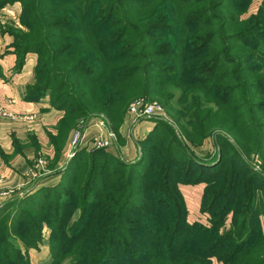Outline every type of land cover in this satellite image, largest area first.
<instances>
[{
    "label": "trees",
    "instance_id": "trees-1",
    "mask_svg": "<svg viewBox=\"0 0 264 264\" xmlns=\"http://www.w3.org/2000/svg\"><path fill=\"white\" fill-rule=\"evenodd\" d=\"M15 1L27 29L14 34L15 67L37 55L26 91L49 90L53 107L63 97L60 134L88 112L86 91L105 85L110 112L156 100L174 127L159 119L134 162L95 151L66 185L1 213L0 264H29L16 241L31 246L44 228L48 264H264V0L255 12L246 0H0V8ZM208 138L219 155L193 160L187 147ZM194 166L212 170L209 227L188 221L178 189L200 181Z\"/></svg>",
    "mask_w": 264,
    "mask_h": 264
},
{
    "label": "rangeland",
    "instance_id": "rangeland-1",
    "mask_svg": "<svg viewBox=\"0 0 264 264\" xmlns=\"http://www.w3.org/2000/svg\"><path fill=\"white\" fill-rule=\"evenodd\" d=\"M250 1V12L256 11V6L259 4L260 0H246ZM244 6L246 4L244 3ZM243 7V4H242ZM21 15V5L19 2L15 1L13 3L5 4L0 8V34H6L11 37V42L9 43V48L15 54L12 44L14 43V34L23 35L27 32V29L20 21ZM35 57L37 55L34 52H29ZM16 61L18 59L15 54ZM33 70L31 81L27 85H32L33 81ZM59 83V81L57 82ZM24 87L23 96L28 100L34 102H46L48 108L52 112L58 115V120L62 117L63 112L58 110L57 107L61 104L62 98H58L55 101V106H52V102L49 90L37 91L33 95L27 94L26 87ZM101 93L91 94L85 91V98L88 100L86 104L87 113L83 117L75 118V125L68 128L64 133L60 134L58 131L57 123L55 125L56 132L54 136L50 137L49 145L41 146L38 143H33L34 151L36 152L30 166L34 172L35 177H24L25 184L20 189L7 188L3 185L4 177L0 173V214L9 213L17 206V202L24 198H28L37 194L40 190L45 188H52L59 184L66 185L68 179L73 177L74 168L82 161V166L80 169L86 167L90 156L93 152L99 151L101 153H107L115 157L118 161L124 163H132L137 160L140 156L141 145L140 141L146 135V133L153 127L155 121L166 120L170 124L172 121L167 117L164 109L160 103L156 100L144 101L142 99H132L128 102L126 110L123 113L119 112L118 105L114 107L113 110H108V86H103ZM34 88V87H32ZM62 91H65L64 89ZM84 101L81 103L84 106ZM132 104H156L160 108L159 113H155L149 117H142L140 115L134 114L130 111ZM58 105V106H57ZM9 112V111H8ZM4 120H11V115L0 116ZM0 118V119H1ZM31 120L30 118L26 121ZM57 120V121H58ZM23 121V119H21ZM35 123V120L32 119ZM146 122V123H145ZM24 122H22L23 124ZM148 125V130L143 129L142 126ZM173 127L174 125L171 124ZM150 127V128H149ZM76 134V141L73 143V137ZM111 134L113 139L110 144H104L99 146V143H105L108 141V136ZM58 140V141H56ZM132 144V154L129 159H127L124 147L126 142ZM211 138L203 141L201 145L198 146H188V154L193 160L204 161L206 163H211L216 156L219 155V151L213 143ZM18 149H23L26 145L23 142H18L13 140L12 142ZM49 147V148H47ZM71 164V166H69ZM73 164V167H72ZM69 166V167H68ZM254 171H259L257 165H250ZM197 172H201L203 175L200 177V181H193L188 184H178V189L184 200L185 208L187 209V219L191 222H198L203 226L209 227L210 222V212L206 210V206H210L215 203L212 200V195L209 193L204 195V189L211 187L213 182H210L213 177L209 175L212 170L208 168H201L194 166ZM81 170L78 172L80 173ZM76 177V175H75ZM214 186V185H213ZM260 195V194H259ZM15 203L13 206H10ZM216 204V203H215ZM4 207V208H2ZM214 208V206H213ZM215 209V208H214ZM230 216V215H229ZM260 230L264 234V216L259 217ZM220 233L221 230H220ZM48 230L46 228L42 231V236L40 241L36 242L31 246L26 248L16 241V245L20 248L21 253L28 259L29 264H48L50 262L49 258V241H48ZM211 264H221L212 258Z\"/></svg>",
    "mask_w": 264,
    "mask_h": 264
},
{
    "label": "crops",
    "instance_id": "crops-1",
    "mask_svg": "<svg viewBox=\"0 0 264 264\" xmlns=\"http://www.w3.org/2000/svg\"><path fill=\"white\" fill-rule=\"evenodd\" d=\"M10 42L11 37L6 32L0 34V108L9 111L12 118L4 120L0 117V173L5 187L20 189L25 184L24 177H35L30 167L36 153L32 141L40 146L49 145L50 136L56 132L58 115L48 108L46 102L24 98V87L31 81L35 57L27 53L21 67L16 69L15 54L8 46ZM28 118L31 120L26 121ZM145 123L140 126L148 130ZM13 140L26 146L18 149ZM131 147L127 141L124 147L127 159L133 156Z\"/></svg>",
    "mask_w": 264,
    "mask_h": 264
},
{
    "label": "built area",
    "instance_id": "built-area-1",
    "mask_svg": "<svg viewBox=\"0 0 264 264\" xmlns=\"http://www.w3.org/2000/svg\"><path fill=\"white\" fill-rule=\"evenodd\" d=\"M130 111L142 117L143 116L149 117L155 113H159L160 108L156 104H145V105L132 104L130 107ZM8 114L10 115V113L6 109L0 108V116L4 117ZM112 139L113 136L109 134L108 141H105V143H99V146H103L104 144H110ZM75 141H76V134L74 135L72 142L74 143Z\"/></svg>",
    "mask_w": 264,
    "mask_h": 264
}]
</instances>
